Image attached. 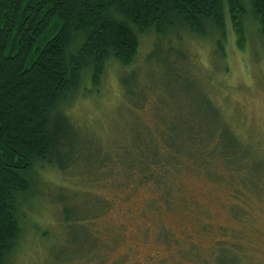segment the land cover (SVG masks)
<instances>
[{
  "label": "rangeland",
  "instance_id": "1",
  "mask_svg": "<svg viewBox=\"0 0 264 264\" xmlns=\"http://www.w3.org/2000/svg\"><path fill=\"white\" fill-rule=\"evenodd\" d=\"M243 21L242 48L227 14L224 34L210 24L205 36L182 25L141 34L133 63L110 58L98 87L83 74L57 107L59 151L35 162L19 195L7 264H264V179L234 196L220 164L185 166L160 197L123 178L127 156L165 134L186 144L225 131L264 176V45L253 18Z\"/></svg>",
  "mask_w": 264,
  "mask_h": 264
},
{
  "label": "trees",
  "instance_id": "2",
  "mask_svg": "<svg viewBox=\"0 0 264 264\" xmlns=\"http://www.w3.org/2000/svg\"><path fill=\"white\" fill-rule=\"evenodd\" d=\"M227 14L241 48L247 15L264 45V0H0V264L22 233L19 195L31 187L28 173L38 160L53 162L61 147L57 107L83 74L91 73L98 87L110 58L133 63L141 34L161 36L182 25L205 36L209 24L224 34ZM122 86L129 87L126 79ZM223 133L219 142L210 134L186 144L165 134L161 144L127 156L125 185L154 184L163 197L174 171L195 165L207 173L218 164L234 182V196L263 180L249 165L244 142ZM124 257V264H136Z\"/></svg>",
  "mask_w": 264,
  "mask_h": 264
}]
</instances>
